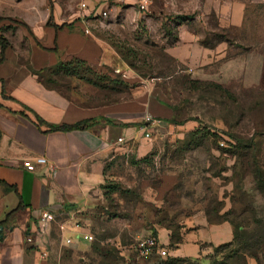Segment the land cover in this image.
I'll use <instances>...</instances> for the list:
<instances>
[{
  "label": "rangeland",
  "instance_id": "obj_1",
  "mask_svg": "<svg viewBox=\"0 0 264 264\" xmlns=\"http://www.w3.org/2000/svg\"><path fill=\"white\" fill-rule=\"evenodd\" d=\"M80 1L0 0V37L10 43L7 50L28 63L29 48L43 45V30L76 18ZM218 1L244 3L243 24L219 20L211 0H151L147 9L112 0L104 8L107 16H85L97 22L94 32L135 77L128 91L85 92V103L133 97L146 81L174 115L146 130L153 141L150 152L109 162L105 185L115 184L119 191L94 190L85 207L58 216L63 236H57L44 264H123L124 254L153 229L169 242L172 231L179 233L183 244L191 220L206 213L239 226L240 242L257 245L258 260L247 257V262L264 264V182L255 175L257 164L264 179V0ZM97 70L110 87L117 78L125 80L124 72L110 66ZM55 79L69 94L75 79ZM201 132L206 137L197 140ZM131 158L142 162L131 164ZM87 231L93 241L84 238ZM169 242L163 244L167 255L139 264H166L175 257L183 260L179 264L243 262L232 253L238 246L204 243L199 257H188L174 255Z\"/></svg>",
  "mask_w": 264,
  "mask_h": 264
},
{
  "label": "crops",
  "instance_id": "obj_2",
  "mask_svg": "<svg viewBox=\"0 0 264 264\" xmlns=\"http://www.w3.org/2000/svg\"><path fill=\"white\" fill-rule=\"evenodd\" d=\"M211 1L219 20L229 26L243 24L244 3ZM57 24V29L43 30L39 36L43 45L29 48L28 63H21L19 53L10 49L0 64V264H44L42 250L50 252L57 236H63L58 216L90 202L93 191L109 175L107 164L116 157L140 158L151 151L153 141L145 137L150 125H143L147 116L156 122L174 115L146 81L135 96L130 92L128 98L100 104L85 103V92L99 89L77 77H72L75 82L69 94L46 87L30 68L40 70L74 58L95 69L119 68L127 82L135 79L113 47L94 32L95 20L78 14ZM82 121L88 123L81 129H51ZM40 156L47 163L37 164L35 171L23 166L24 160ZM43 211L53 212L55 220L47 233L37 234L33 227ZM191 223L184 243L172 250L176 256L199 257L204 243L220 244L234 237L229 222L210 224L201 215ZM29 235L32 242L26 240ZM159 240L162 245L169 242V238ZM249 264L254 262L249 260Z\"/></svg>",
  "mask_w": 264,
  "mask_h": 264
},
{
  "label": "trees",
  "instance_id": "obj_3",
  "mask_svg": "<svg viewBox=\"0 0 264 264\" xmlns=\"http://www.w3.org/2000/svg\"><path fill=\"white\" fill-rule=\"evenodd\" d=\"M0 46H1V57H0V64L5 60V51L10 47V43L8 42V40H6L3 37H0ZM57 49V46L56 48ZM32 70V72L37 76V78L39 79L40 82H42L46 87L51 88V89H57L59 91H61V89L59 87H56L55 85L58 84V80L55 79L56 75H62L64 78H72V77H77L81 80H85L87 83L92 84L94 86H96L97 88H107V89H115L118 91L121 90H129L131 87L129 85L128 82H126L125 80H123L122 78H117L115 79V84L113 87H110L109 85L105 84L104 79L102 77H100L99 75V71L97 69H95L94 67H91L86 61L79 59V58H74L71 59L69 61H59L58 63H56L55 65L49 66V67H45L42 68L40 70H34L32 68H30ZM94 73L98 79L96 78V80H93L91 78H89V73ZM116 73V71H114ZM120 75V74H119ZM66 84H63V87H65ZM3 97L8 98L6 95L3 94ZM118 101V100H115ZM37 119L39 120V122H44V120L39 117L37 115ZM172 120V119H171ZM88 123V121H82L79 122L77 124H73V125H63L60 127H52L51 129L53 130H63V131H70V130H75V129H81L84 128L86 126V124ZM196 135V134H195ZM206 137V134L204 132H201L199 134V136H196L197 140L203 139ZM131 164L134 165H139L141 164L142 160L141 159H136V158H131L130 159ZM109 164H107L108 167ZM107 169V168H106ZM255 175L258 181L260 182H264L263 179V175L262 172L259 168V166L256 164V170H255ZM108 179V177L105 179ZM105 182L100 186V188H108V192L109 193H115L117 191H119V187L116 186L115 184H110L108 186L105 185ZM219 217V216H217ZM211 217L208 213H206V218L207 221L210 224H220L223 222H229L233 225L234 227V237L231 241L220 244L218 247H223V246H235L238 248L234 250H232L233 255H235V258H241L242 259V264H249V260L247 262L246 258L250 257V258H255L256 260H258L257 258V254H256V250H257V245H253L251 242H249L248 240H245V242H240V239L243 237V233L242 230L239 229V226H235V224L233 223V221H229V220H219ZM169 228H172L171 226ZM152 236L156 237L158 240V232L156 229H153V234H151ZM160 242V240H159ZM183 242V237L181 236V234L179 233H174L172 231L171 237H170V242L169 245L171 247H179L180 244H182ZM160 246L162 248H164V246L160 243ZM163 257L160 254H155L153 255V257L151 259H149L148 261H157L159 258ZM181 260V258L175 257V258H171V260H168L166 264H179ZM123 264H125V257L123 258ZM215 264V263H214ZM219 264H224L223 262H219Z\"/></svg>",
  "mask_w": 264,
  "mask_h": 264
},
{
  "label": "built area",
  "instance_id": "obj_4",
  "mask_svg": "<svg viewBox=\"0 0 264 264\" xmlns=\"http://www.w3.org/2000/svg\"><path fill=\"white\" fill-rule=\"evenodd\" d=\"M93 2V6L90 5V2ZM112 0H81L79 3V15L82 17L88 16V17H98V16H107L108 11L104 8L108 9L109 2ZM117 2H125L127 5L131 6H138L140 9H147L151 0H114ZM85 11H88L87 14H85ZM84 12V13H83ZM116 72H123L119 68L115 69ZM155 123V120L151 116H147L144 119V127L152 125ZM146 138H150L151 135L149 132L145 133ZM121 140V139H120ZM47 159L43 156L37 157L35 160L33 159H26L23 161V166L30 171L36 170L37 164H46ZM55 220V216L53 212L51 211H43L38 219L36 220L33 231L37 234H45L50 229V224ZM31 229H29L30 231ZM3 232V228L0 227V238ZM84 238L88 241L94 240V235L90 232H84ZM27 242H32L33 238L31 235L26 237ZM67 244L73 243V240L71 238H67L66 240ZM48 250L43 249L41 252V256L43 259H46L48 257ZM129 254H124L125 257V264H139V261H147L153 257L155 254H160L162 256L167 255V250L165 248H162L160 246L159 240L152 236H145L142 238H139L134 246L132 247V252H128ZM134 253V254H133ZM133 254V255H132Z\"/></svg>",
  "mask_w": 264,
  "mask_h": 264
},
{
  "label": "water",
  "instance_id": "obj_5",
  "mask_svg": "<svg viewBox=\"0 0 264 264\" xmlns=\"http://www.w3.org/2000/svg\"><path fill=\"white\" fill-rule=\"evenodd\" d=\"M0 227H1V228H3V226H2V225H0Z\"/></svg>",
  "mask_w": 264,
  "mask_h": 264
}]
</instances>
